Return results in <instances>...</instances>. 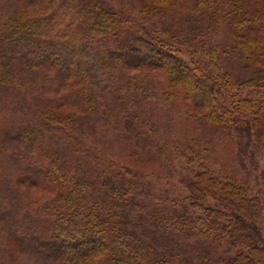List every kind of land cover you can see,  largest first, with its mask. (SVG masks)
Instances as JSON below:
<instances>
[{"label": "trees", "instance_id": "obj_1", "mask_svg": "<svg viewBox=\"0 0 264 264\" xmlns=\"http://www.w3.org/2000/svg\"><path fill=\"white\" fill-rule=\"evenodd\" d=\"M254 171L264 0H0V264H264Z\"/></svg>", "mask_w": 264, "mask_h": 264}, {"label": "rangeland", "instance_id": "obj_2", "mask_svg": "<svg viewBox=\"0 0 264 264\" xmlns=\"http://www.w3.org/2000/svg\"><path fill=\"white\" fill-rule=\"evenodd\" d=\"M181 51L183 53L182 54L183 57L186 58L187 60H192L193 56H195V55H196V57L200 58V54L194 53L188 48L187 49L182 48ZM238 72H241V70L239 69ZM209 150H210L209 156H211V157L206 158V159L211 160V162H214V163H212V165H217V162H215V161L219 155L220 145L217 144L215 147L211 146ZM170 152H171L172 157H173V159H172L173 163H174V161H176L177 162L176 168L180 169V170H178V174H176L174 176V178H172V179L158 180L157 183L154 180H151L152 184H154V186L152 185L151 190L153 192H155L154 190L156 189V192H159L161 194L164 193L165 196H169L171 194V191H172L171 195L182 194V192H178L177 189L180 187H183V185H184V182L182 181V173H184V171H185V164L187 161V159L185 157L181 156L177 150L170 148ZM158 158L161 159L162 161H164L168 157H158ZM255 160L258 162H261V160H259V159L255 158ZM198 163H200V160H198L197 165L195 168H193V170L197 169ZM262 166H263V163L261 162V167ZM153 168H156V165L149 164L147 166V170L151 174V176H150L151 179H153V176L156 177V173L150 171V169H153ZM261 180H264V176H261V172L256 174L254 171V172H252V177L250 178V181H248V184L251 186L252 189L257 190V187L259 186L258 183H261ZM256 181H260V182L257 183ZM164 190H168L169 192H164Z\"/></svg>", "mask_w": 264, "mask_h": 264}]
</instances>
